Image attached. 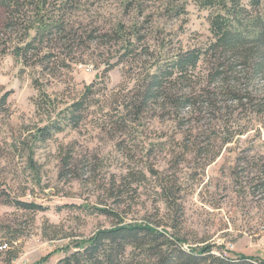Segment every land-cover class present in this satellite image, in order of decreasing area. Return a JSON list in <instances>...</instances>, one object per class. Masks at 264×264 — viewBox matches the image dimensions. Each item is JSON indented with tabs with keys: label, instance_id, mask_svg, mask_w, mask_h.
<instances>
[{
	"label": "rangeland",
	"instance_id": "rangeland-1",
	"mask_svg": "<svg viewBox=\"0 0 264 264\" xmlns=\"http://www.w3.org/2000/svg\"><path fill=\"white\" fill-rule=\"evenodd\" d=\"M211 13L194 0H75L74 36L37 43L24 57L34 32L23 39L6 29L0 3V264H56L76 240L114 224L98 207L129 222L161 221L188 248L264 260V74L233 98L217 91L202 60L191 78L168 84L189 104L124 111L147 73L207 46ZM132 30L142 38L132 36L128 52ZM44 94L50 103L38 110ZM86 94L77 126L38 138Z\"/></svg>",
	"mask_w": 264,
	"mask_h": 264
},
{
	"label": "trees",
	"instance_id": "trees-1",
	"mask_svg": "<svg viewBox=\"0 0 264 264\" xmlns=\"http://www.w3.org/2000/svg\"><path fill=\"white\" fill-rule=\"evenodd\" d=\"M75 0H0L7 10L5 28L23 31V39L30 41L20 47L19 54L27 57L35 44L46 40L69 39L74 36L70 26L71 10ZM201 8L211 9L210 31L212 39L206 47L180 50L172 59L158 66L153 73H147L145 83L132 89L124 96V111L135 110L140 114L151 102L162 100L165 105H187L191 97L179 96L168 84L176 80L191 78L202 60L212 63L211 78L217 91L233 98L240 97L242 90L249 91V85L264 74V15L261 6L264 0H194ZM115 35L124 36L126 27L118 22ZM76 35V34H75ZM132 36L140 40L141 34L132 30L126 48L133 46ZM46 57L52 56L50 53ZM41 92V86H38ZM91 90V87L87 88ZM42 93V92H41ZM210 93V92H209ZM242 96V95H241ZM48 95H42L36 103L38 110H44L50 103ZM244 97H247V93ZM42 100V101H41ZM87 94L61 111L56 119L37 129L39 139L50 138L81 121L82 109ZM41 101V102H40ZM264 188V179L260 182ZM169 197V188L162 186ZM24 208L41 209L36 203L17 201ZM96 210L114 219L110 227L96 230L87 240H76L73 249L56 264H264V260L245 255L229 257L218 254L211 244L184 246L186 239L170 232L161 221L150 219L127 221L117 211L106 207ZM3 247V246H1ZM8 262L15 258L13 254ZM24 264H49L42 259Z\"/></svg>",
	"mask_w": 264,
	"mask_h": 264
}]
</instances>
